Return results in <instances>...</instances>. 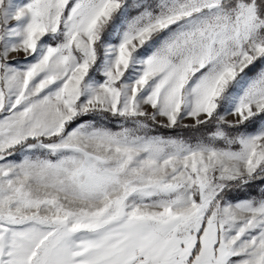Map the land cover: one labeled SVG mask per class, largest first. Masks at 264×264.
Masks as SVG:
<instances>
[{
    "label": "snow or ice",
    "instance_id": "snow-or-ice-1",
    "mask_svg": "<svg viewBox=\"0 0 264 264\" xmlns=\"http://www.w3.org/2000/svg\"><path fill=\"white\" fill-rule=\"evenodd\" d=\"M0 264H264V0H0Z\"/></svg>",
    "mask_w": 264,
    "mask_h": 264
}]
</instances>
